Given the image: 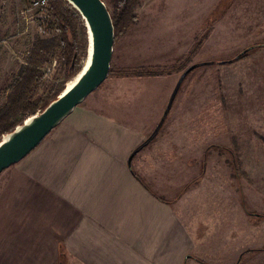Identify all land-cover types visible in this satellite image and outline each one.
<instances>
[{
  "label": "rangeland",
  "instance_id": "374dc122",
  "mask_svg": "<svg viewBox=\"0 0 264 264\" xmlns=\"http://www.w3.org/2000/svg\"><path fill=\"white\" fill-rule=\"evenodd\" d=\"M27 1L0 0V104L33 42L55 36L54 27L40 34L33 15L21 18ZM60 63L42 66L52 68L44 84L63 81ZM193 63L202 64L182 80L132 170L145 169L136 164L142 158L161 175L150 190L162 192L192 240L183 264H264V0H139L134 21L114 38L106 78L81 104L106 87L129 94L141 114L131 123L146 139ZM11 167L0 172V264H52L57 233H38L39 252L29 228H47L54 216L49 208L27 213V199L6 183Z\"/></svg>",
  "mask_w": 264,
  "mask_h": 264
},
{
  "label": "crops",
  "instance_id": "0c3cea01",
  "mask_svg": "<svg viewBox=\"0 0 264 264\" xmlns=\"http://www.w3.org/2000/svg\"><path fill=\"white\" fill-rule=\"evenodd\" d=\"M112 90L99 89L75 106L9 166L6 183L27 199L28 214L51 210L52 224H31L29 231L36 233L32 246L39 252L38 233H57L52 264H183L192 240L162 192L150 190V183H162L161 175H152L146 159L136 161L145 168L135 172L139 176L128 166L129 154L145 139L131 123L141 114L129 94ZM39 252L34 263L41 262Z\"/></svg>",
  "mask_w": 264,
  "mask_h": 264
},
{
  "label": "trees",
  "instance_id": "16d2710c",
  "mask_svg": "<svg viewBox=\"0 0 264 264\" xmlns=\"http://www.w3.org/2000/svg\"><path fill=\"white\" fill-rule=\"evenodd\" d=\"M49 3L54 39H36L27 60L11 77L8 93L0 104V139L56 98L65 89V82L73 78L85 63L87 30L81 15L67 0H49ZM138 3L139 0H112V10H109L115 37L134 21ZM54 46L58 49V58L52 54ZM53 59L61 61L64 79L61 83L44 84L42 66Z\"/></svg>",
  "mask_w": 264,
  "mask_h": 264
},
{
  "label": "water",
  "instance_id": "95a60500",
  "mask_svg": "<svg viewBox=\"0 0 264 264\" xmlns=\"http://www.w3.org/2000/svg\"><path fill=\"white\" fill-rule=\"evenodd\" d=\"M67 1L77 9L86 26L88 59L70 87H65L44 108L28 116L22 123L1 137L0 172L18 162L36 147L54 127L73 111L75 106L103 82L109 72L115 34L111 13L105 1ZM200 64L202 63H193L183 70L153 131L129 154L127 160L129 167H131L133 155L146 145L160 129L184 77ZM71 65H73V61Z\"/></svg>",
  "mask_w": 264,
  "mask_h": 264
},
{
  "label": "built area",
  "instance_id": "2783aa9c",
  "mask_svg": "<svg viewBox=\"0 0 264 264\" xmlns=\"http://www.w3.org/2000/svg\"><path fill=\"white\" fill-rule=\"evenodd\" d=\"M20 16L23 19L31 16L40 34L47 33L53 27L49 0H28L27 5L20 11ZM51 69L49 66L42 68L43 79L51 73Z\"/></svg>",
  "mask_w": 264,
  "mask_h": 264
},
{
  "label": "bare ground",
  "instance_id": "6f19581e",
  "mask_svg": "<svg viewBox=\"0 0 264 264\" xmlns=\"http://www.w3.org/2000/svg\"><path fill=\"white\" fill-rule=\"evenodd\" d=\"M88 53H89V48L87 50V56H86L85 61L88 59ZM78 75H79V72L73 78H71L70 80H68L67 85H66V88H68V87H70L72 85V83L76 80V78L78 77Z\"/></svg>",
  "mask_w": 264,
  "mask_h": 264
}]
</instances>
